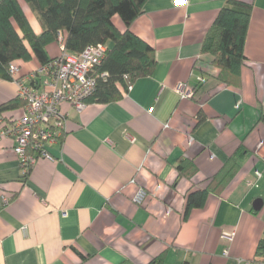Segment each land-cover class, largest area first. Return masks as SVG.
Wrapping results in <instances>:
<instances>
[{"label":"crops","instance_id":"obj_1","mask_svg":"<svg viewBox=\"0 0 264 264\" xmlns=\"http://www.w3.org/2000/svg\"><path fill=\"white\" fill-rule=\"evenodd\" d=\"M18 1L40 33L35 14ZM174 1L147 0L128 27L153 47L152 73L122 89L117 101H87L81 112L63 104L65 130L47 145L53 159L38 158L24 175L13 142L1 141L0 264H257L264 235V0H235L250 6L236 84L219 81L214 56L202 50L227 0ZM112 20L127 28L117 15ZM46 50L57 55L58 43ZM16 64L19 74L40 65L34 56ZM17 90L0 77V105L16 100ZM5 112L19 116L21 106ZM182 158L194 164L189 177L176 168ZM233 160L228 181L210 185L203 205L185 214L186 194L206 189ZM139 187L147 192L140 205L133 202Z\"/></svg>","mask_w":264,"mask_h":264},{"label":"trees","instance_id":"obj_2","mask_svg":"<svg viewBox=\"0 0 264 264\" xmlns=\"http://www.w3.org/2000/svg\"><path fill=\"white\" fill-rule=\"evenodd\" d=\"M37 17L41 32L35 33L18 0H0V77L11 79L10 64L29 61L34 56L40 64L47 62L46 47L63 34L67 51L78 53L89 44H104L105 56L97 70L107 72L99 78L95 92L87 101L109 103L122 96V89L135 79L148 76L156 65L154 49L131 30L129 25L142 13L147 0H23ZM117 15L127 27L120 31L113 23ZM250 17L246 3L227 0L203 41V52L211 53L219 69L217 79L236 84L245 62L244 45ZM17 65V64H16ZM18 98L0 105V113L22 106ZM193 162L180 159L176 168L180 177H189ZM237 164L233 160L210 180L206 189L186 194L185 214L203 205L210 185L217 188L228 181ZM257 264H264V235L255 252ZM149 264H161L159 258Z\"/></svg>","mask_w":264,"mask_h":264},{"label":"built area","instance_id":"obj_3","mask_svg":"<svg viewBox=\"0 0 264 264\" xmlns=\"http://www.w3.org/2000/svg\"><path fill=\"white\" fill-rule=\"evenodd\" d=\"M188 0H175V5H184ZM59 52L47 62L40 64L33 71L19 74V67L10 64L8 74L17 84V97L22 101L21 114L15 116L6 112L0 113V143L3 139L13 142V150L26 175L38 158L53 159L47 145L57 140L65 130L66 114L61 106L68 104L77 112H81L87 100L96 90L97 80L107 77L106 71H98L106 46L89 44L78 53L66 50L63 34L57 33ZM39 84L33 85L36 79ZM200 82L204 81L199 76ZM131 84L127 85V89ZM182 97L189 94L180 91ZM135 139L130 138L133 142ZM191 141V138L189 142ZM255 175L259 176L258 172ZM147 195L143 187H139L133 196V202L140 205ZM7 203V198H3ZM233 233H226L228 239ZM228 250L225 249L224 254Z\"/></svg>","mask_w":264,"mask_h":264},{"label":"water","instance_id":"obj_4","mask_svg":"<svg viewBox=\"0 0 264 264\" xmlns=\"http://www.w3.org/2000/svg\"><path fill=\"white\" fill-rule=\"evenodd\" d=\"M260 207H261V202H260V200H257V201L254 203V209H255V210H258Z\"/></svg>","mask_w":264,"mask_h":264}]
</instances>
